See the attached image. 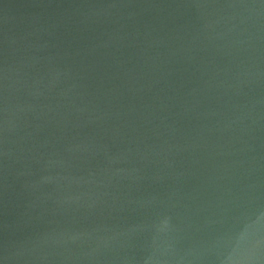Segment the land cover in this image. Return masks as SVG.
<instances>
[{"label": "water", "instance_id": "1", "mask_svg": "<svg viewBox=\"0 0 264 264\" xmlns=\"http://www.w3.org/2000/svg\"><path fill=\"white\" fill-rule=\"evenodd\" d=\"M0 264H264V0H0Z\"/></svg>", "mask_w": 264, "mask_h": 264}]
</instances>
